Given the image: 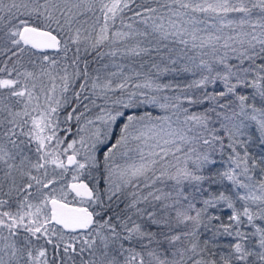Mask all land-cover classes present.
I'll list each match as a JSON object with an SVG mask.
<instances>
[{
  "label": "snow or ice",
  "instance_id": "6c2138e0",
  "mask_svg": "<svg viewBox=\"0 0 264 264\" xmlns=\"http://www.w3.org/2000/svg\"><path fill=\"white\" fill-rule=\"evenodd\" d=\"M0 264H264V0H0Z\"/></svg>",
  "mask_w": 264,
  "mask_h": 264
},
{
  "label": "trees",
  "instance_id": "16d2710c",
  "mask_svg": "<svg viewBox=\"0 0 264 264\" xmlns=\"http://www.w3.org/2000/svg\"><path fill=\"white\" fill-rule=\"evenodd\" d=\"M93 66H94V65H93ZM81 67H83V65H81ZM252 131H254V129H253Z\"/></svg>",
  "mask_w": 264,
  "mask_h": 264
}]
</instances>
